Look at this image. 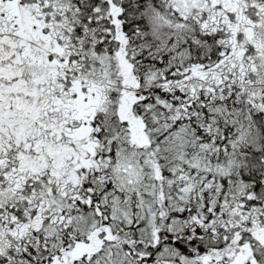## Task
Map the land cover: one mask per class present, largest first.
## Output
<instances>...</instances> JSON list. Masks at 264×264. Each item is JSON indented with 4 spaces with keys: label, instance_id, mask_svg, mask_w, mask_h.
Here are the masks:
<instances>
[{
    "label": "snow or ice",
    "instance_id": "1",
    "mask_svg": "<svg viewBox=\"0 0 264 264\" xmlns=\"http://www.w3.org/2000/svg\"><path fill=\"white\" fill-rule=\"evenodd\" d=\"M0 264H264V0H0Z\"/></svg>",
    "mask_w": 264,
    "mask_h": 264
}]
</instances>
